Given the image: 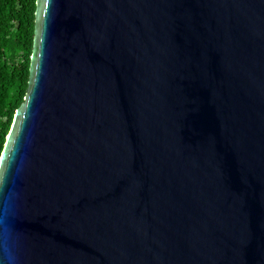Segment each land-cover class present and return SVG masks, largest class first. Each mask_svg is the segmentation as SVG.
<instances>
[{
  "label": "water",
  "instance_id": "95a60500",
  "mask_svg": "<svg viewBox=\"0 0 264 264\" xmlns=\"http://www.w3.org/2000/svg\"><path fill=\"white\" fill-rule=\"evenodd\" d=\"M0 262L264 264V0H35Z\"/></svg>",
  "mask_w": 264,
  "mask_h": 264
},
{
  "label": "trees",
  "instance_id": "16d2710c",
  "mask_svg": "<svg viewBox=\"0 0 264 264\" xmlns=\"http://www.w3.org/2000/svg\"><path fill=\"white\" fill-rule=\"evenodd\" d=\"M34 10L35 0H0V154L26 92Z\"/></svg>",
  "mask_w": 264,
  "mask_h": 264
},
{
  "label": "clouds",
  "instance_id": "9594fccd",
  "mask_svg": "<svg viewBox=\"0 0 264 264\" xmlns=\"http://www.w3.org/2000/svg\"><path fill=\"white\" fill-rule=\"evenodd\" d=\"M0 264H2V262H0Z\"/></svg>",
  "mask_w": 264,
  "mask_h": 264
}]
</instances>
